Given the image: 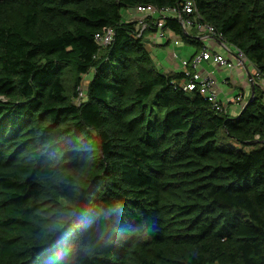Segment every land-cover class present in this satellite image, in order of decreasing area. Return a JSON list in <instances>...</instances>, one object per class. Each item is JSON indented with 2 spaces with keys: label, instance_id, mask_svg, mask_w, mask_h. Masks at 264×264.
Returning <instances> with one entry per match:
<instances>
[{
  "label": "trees",
  "instance_id": "16d2710c",
  "mask_svg": "<svg viewBox=\"0 0 264 264\" xmlns=\"http://www.w3.org/2000/svg\"><path fill=\"white\" fill-rule=\"evenodd\" d=\"M184 1L0 0V264H264L259 78L239 114L219 111L123 18ZM195 6L264 75V0Z\"/></svg>",
  "mask_w": 264,
  "mask_h": 264
},
{
  "label": "crops",
  "instance_id": "0c3cea01",
  "mask_svg": "<svg viewBox=\"0 0 264 264\" xmlns=\"http://www.w3.org/2000/svg\"><path fill=\"white\" fill-rule=\"evenodd\" d=\"M126 20H137L141 13L135 8H128L124 11ZM196 28V29H195ZM195 28H187L190 35H194L200 41L199 44L186 42L177 36L160 39L157 37L156 29L143 28V36L147 47L153 57L155 65L164 72L184 71L183 60H191L194 55L207 49L215 53H220L233 63L232 67L219 66L210 60L203 59L199 66L187 67L192 73H197L200 77L210 74L217 82L215 88L218 97L228 106L231 115L240 113L243 105L246 104L252 93V83L249 74L253 76L256 68L248 59L239 63L238 50L231 44L219 41L212 34ZM175 40L178 42L175 43ZM86 83L89 79L86 77ZM263 89L262 79L259 80ZM239 97V98H238Z\"/></svg>",
  "mask_w": 264,
  "mask_h": 264
},
{
  "label": "built area",
  "instance_id": "2783aa9c",
  "mask_svg": "<svg viewBox=\"0 0 264 264\" xmlns=\"http://www.w3.org/2000/svg\"><path fill=\"white\" fill-rule=\"evenodd\" d=\"M135 9L141 13L140 17L137 19L140 24H142V28H145L144 19L148 16L159 15L158 18L155 20V26L157 27V37L160 39L170 38L174 36V32L170 28H165V17L168 15L175 16L177 19L180 20L183 27L190 28L191 26H197L199 30L206 31L208 34H212L216 37L219 41L225 42L221 39L218 35L216 29L211 24L205 22H198L199 14L197 13V9L195 6V0H185L179 7H165L158 9L156 6L148 4V5H138ZM196 12V15L193 18H188L185 15L193 14ZM113 39V29L107 28L103 33L96 34V41L101 46L108 45ZM178 41L175 40V43ZM238 50V59L239 63L242 64V61L246 60L247 58L243 54V52L239 49ZM203 59L210 60L216 65L225 66V67H232L233 63L228 60L225 56L220 53L212 52L211 50L204 49L200 53H197L192 57L191 60H183L182 65L186 70H184L187 74L191 75V78L188 81L182 83L184 88L186 89H194L197 85H199L200 92L211 101L212 105L222 112L228 111V106L221 102L218 97L217 90L215 85L217 84L216 80L210 75H204L200 77L197 73H192L190 70L187 69L189 65L191 66H199ZM259 72L256 71L255 75L260 79H262V84H264V75L259 77ZM263 90H264V85ZM78 96L77 101H80L85 97L86 92V85L82 83L78 88ZM239 98V97H238Z\"/></svg>",
  "mask_w": 264,
  "mask_h": 264
},
{
  "label": "water",
  "instance_id": "95a60500",
  "mask_svg": "<svg viewBox=\"0 0 264 264\" xmlns=\"http://www.w3.org/2000/svg\"><path fill=\"white\" fill-rule=\"evenodd\" d=\"M249 79L252 83V93H251V96L250 98L247 100L246 104L251 100L253 99V96H254V79H253V75L252 74H249ZM256 141V140H255ZM255 141H249V142H255ZM261 142L264 143V140H261Z\"/></svg>",
  "mask_w": 264,
  "mask_h": 264
},
{
  "label": "rangeland",
  "instance_id": "374dc122",
  "mask_svg": "<svg viewBox=\"0 0 264 264\" xmlns=\"http://www.w3.org/2000/svg\"><path fill=\"white\" fill-rule=\"evenodd\" d=\"M123 15H124V12H123ZM86 80H87V79H84V81H83V83H84L85 85L87 84V83H86Z\"/></svg>",
  "mask_w": 264,
  "mask_h": 264
}]
</instances>
